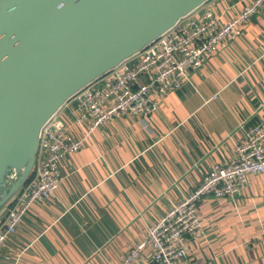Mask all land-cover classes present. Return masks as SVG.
I'll return each instance as SVG.
<instances>
[{
	"label": "crops",
	"instance_id": "obj_1",
	"mask_svg": "<svg viewBox=\"0 0 264 264\" xmlns=\"http://www.w3.org/2000/svg\"><path fill=\"white\" fill-rule=\"evenodd\" d=\"M251 2L210 0L191 16L227 21ZM241 30L147 121L116 117L65 158L56 196L32 207L0 264H119L214 166L233 162L244 132L264 118V6ZM200 216L203 232L184 237L181 264H264V175L234 199L203 200Z\"/></svg>",
	"mask_w": 264,
	"mask_h": 264
},
{
	"label": "built area",
	"instance_id": "obj_2",
	"mask_svg": "<svg viewBox=\"0 0 264 264\" xmlns=\"http://www.w3.org/2000/svg\"><path fill=\"white\" fill-rule=\"evenodd\" d=\"M263 6L264 0H253L227 21L212 11L190 15L78 93L71 100L72 116L58 113L42 131L34 176L0 222V251L36 203L56 196L64 179L61 164L65 158L80 151L96 130L116 117L128 115L147 121L162 97L189 83L191 73L200 70L224 41L240 36L241 26ZM251 175H264V118L244 132L234 161L214 166L199 186L147 227L144 238L119 264H181L188 254L184 237L203 232L200 203L207 198H236Z\"/></svg>",
	"mask_w": 264,
	"mask_h": 264
},
{
	"label": "water",
	"instance_id": "obj_3",
	"mask_svg": "<svg viewBox=\"0 0 264 264\" xmlns=\"http://www.w3.org/2000/svg\"><path fill=\"white\" fill-rule=\"evenodd\" d=\"M208 1L0 0V215L34 176L44 127Z\"/></svg>",
	"mask_w": 264,
	"mask_h": 264
},
{
	"label": "trees",
	"instance_id": "obj_4",
	"mask_svg": "<svg viewBox=\"0 0 264 264\" xmlns=\"http://www.w3.org/2000/svg\"><path fill=\"white\" fill-rule=\"evenodd\" d=\"M32 178H33V177H32ZM14 205H15V201H13V202L9 205V207L6 209V211L4 212V215L2 216V220H3V218L5 217L7 211L10 210V209H12V208L14 207Z\"/></svg>",
	"mask_w": 264,
	"mask_h": 264
}]
</instances>
